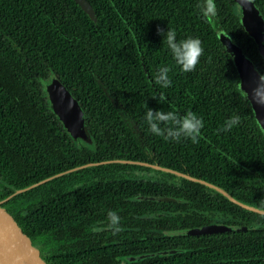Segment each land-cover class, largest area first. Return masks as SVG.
<instances>
[{"label":"trees","instance_id":"obj_1","mask_svg":"<svg viewBox=\"0 0 264 264\" xmlns=\"http://www.w3.org/2000/svg\"><path fill=\"white\" fill-rule=\"evenodd\" d=\"M88 1L97 23L75 0H0V44L7 49L0 51V199L79 166L130 160L208 181L264 210V133L238 90L239 73L217 34L223 29L264 73V59L241 24L235 1L214 0V21L201 15L202 0ZM253 2L264 18V0ZM158 28L165 34L168 28L175 31L177 41L201 40L204 53L194 71L180 70ZM162 67L170 69L167 88L155 83ZM23 69L29 78L35 72L58 76L82 105L95 149L74 141L49 101L31 85H25L23 98L8 89L7 81H16L14 73L20 76ZM161 93L166 102H158ZM148 108L181 116L195 112L204 124L198 143L183 137L166 141L151 133ZM235 115L238 125L217 131ZM129 170L155 174L133 179L128 175L135 172ZM141 196L181 201H143ZM7 205L53 264H264V215L201 184L144 166L85 168ZM110 210L123 229L116 235L135 240L122 251L126 247L114 244L121 237L111 240L108 250L83 247L91 242L93 229H108ZM213 223L248 229L167 235ZM108 232L101 236L107 238ZM169 250L180 252L162 255ZM148 254L158 255L137 262L124 259Z\"/></svg>","mask_w":264,"mask_h":264},{"label":"water","instance_id":"obj_2","mask_svg":"<svg viewBox=\"0 0 264 264\" xmlns=\"http://www.w3.org/2000/svg\"><path fill=\"white\" fill-rule=\"evenodd\" d=\"M82 10L97 23L98 18L96 11L92 7L88 0H75ZM235 3L242 8L243 19L241 24L247 31V33L255 40L259 51L264 59V18L260 11L256 8L253 0H234ZM218 37L223 43L226 51L231 55L235 67L240 76V83L238 89L242 94L243 91L248 93V101L250 102L254 111L256 120L264 129V106L258 105L252 99V90L257 86L260 73L254 66L252 60L247 56L244 51L235 44L226 32L221 29L217 30ZM233 42V43H231ZM147 76L149 74L147 72ZM46 96L51 105V109L57 116L65 128L68 135L76 142L82 143L84 146L91 149H95V139L90 132L87 125V118L82 105L79 100L74 97L72 92L63 85L57 75H53L50 82L45 84ZM115 100L114 98L112 99ZM124 116H127V112L121 109ZM128 120V118H127ZM264 133V131H263ZM121 163L128 165H138L149 167L154 170H158L164 173L172 174L176 177L201 184L211 190L223 195L231 202L247 210L264 215V210L256 207H252L243 202L235 199L230 193L224 190L222 187L210 183L208 181L194 178L188 174L165 168L159 165H153L147 162L130 161V160H114L105 161L101 163H90L87 165L79 166L62 173H58L54 176L46 178L38 183L30 185L23 189L16 190L13 194L5 199H0V264H53L52 261L46 256L41 244L34 239L30 234L26 226L16 217L12 210L8 207L7 203L14 197L31 191L43 184H46L56 178L62 177L66 174H70L85 168L93 166H101L103 164ZM140 200L143 201H155V202H180L181 200L176 198L162 197V196H141ZM255 228V227H254ZM248 228L241 226H230L227 224L213 223L208 226L196 227L187 230L170 231L167 235H206L215 233H229L232 231L246 230ZM180 252V250H169L162 252V255H174ZM158 254L137 255L127 257L128 262H137L139 260H145L152 258Z\"/></svg>","mask_w":264,"mask_h":264},{"label":"clouds","instance_id":"obj_3","mask_svg":"<svg viewBox=\"0 0 264 264\" xmlns=\"http://www.w3.org/2000/svg\"><path fill=\"white\" fill-rule=\"evenodd\" d=\"M243 2V0H242ZM250 3V0H248ZM201 15L205 18L215 17L217 15L216 4L214 0H202L198 5ZM158 35L164 36L163 42L167 44L175 63L183 72H192L196 65L200 62V57L204 53L202 42L198 38L188 37L177 41L176 32L169 29L166 34L160 28L157 29ZM168 67H162L158 70L155 76V83L164 88L171 86V80L168 77ZM252 99L261 106H264V73L259 75L257 86L252 90ZM167 97L161 93L159 95V103L166 102ZM145 120L149 126V131L156 136L163 137L164 140H175L177 142L183 137L190 139L192 143H198L201 129L204 127L202 118L198 117L195 112L188 111L184 115H179L177 112L163 110L154 111L147 110ZM240 123V117L235 115L225 121V124L217 129L218 132H228L233 126ZM161 124L164 127H161ZM264 131V129H261ZM107 218L110 221L108 228L113 232V235L121 232L123 229L119 227L120 217L114 211L107 213ZM124 259H127L125 257Z\"/></svg>","mask_w":264,"mask_h":264},{"label":"flooded vegetation","instance_id":"obj_4","mask_svg":"<svg viewBox=\"0 0 264 264\" xmlns=\"http://www.w3.org/2000/svg\"><path fill=\"white\" fill-rule=\"evenodd\" d=\"M7 41H8V43H10L12 45V41L9 38H7ZM0 51L7 53V49L3 46L2 43L0 44ZM20 68H23V64L19 66V69ZM19 73H20V76L17 75L16 73H14V79H16V81H14V80H12L11 82L7 81V84L9 86L8 89L11 92H14L15 94L17 93V96L19 98H23L22 95L28 94V90H27V87L25 85L29 84V85H31L30 87L34 90L35 93H38L41 95L42 100H45L46 102L49 101L47 96H46L45 84L50 82L52 75L45 76L43 74H38L35 72L32 75V78H29L27 76L26 69H23V71L19 72ZM2 79L5 80V78H2ZM48 105H49V107H51L50 103H48ZM132 166H138V165H132ZM146 168H149V167H146ZM150 169H152V168H150ZM128 172H131V173L135 172L133 176H130L127 174L128 177L133 178V179L139 178L141 180L151 179L153 177V175L155 174V173H152L149 171L145 172V171H141V170H136V171L129 170ZM105 231L106 232H108V231L112 232V230L110 228L102 229V227H98L97 229H93L92 230L93 234H92L91 239H90L91 242H85L83 244V247L88 249V247H96L99 245L100 247H102V246L105 247L104 248L105 250H108L110 248L109 246H112V243L110 241L115 239V238L121 237L120 240L115 241L114 244L122 246V247H126V248L120 249V251H122V250L127 249L128 246L135 240L134 236H132L130 239H126V237L124 235L123 236L113 235V232L112 233L108 232L107 234H109V236L107 238L106 237L103 238L101 235L103 234V232L105 233ZM89 244H91V246ZM123 245H125V246H123Z\"/></svg>","mask_w":264,"mask_h":264},{"label":"rangeland","instance_id":"obj_5","mask_svg":"<svg viewBox=\"0 0 264 264\" xmlns=\"http://www.w3.org/2000/svg\"><path fill=\"white\" fill-rule=\"evenodd\" d=\"M235 11H236V13H237V15L238 16H240V20L241 19H243V11H242V8L240 7V6H238V5H236L235 7ZM215 18H216V16L215 17H210V19L212 20V21H214L215 20ZM217 30H221V29H217ZM231 43H233V42H231ZM241 82V81H240ZM239 82V83H240ZM239 85V84H238ZM239 90V89H238ZM240 91V90H239ZM242 95L244 96V97H248V93L246 92V91H243L242 92ZM248 99V98H247Z\"/></svg>","mask_w":264,"mask_h":264}]
</instances>
